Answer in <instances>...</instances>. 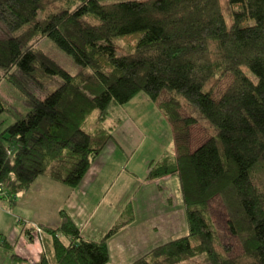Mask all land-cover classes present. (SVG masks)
<instances>
[{
    "label": "trees",
    "instance_id": "16d2710c",
    "mask_svg": "<svg viewBox=\"0 0 264 264\" xmlns=\"http://www.w3.org/2000/svg\"><path fill=\"white\" fill-rule=\"evenodd\" d=\"M0 25L23 33L0 40V82L19 88L29 109L13 113L0 134L7 196L29 191L40 177L79 187L113 139L105 127L110 106L143 93L169 122L175 146V158L152 163L147 180L177 177L189 234L132 264L201 256L204 264H264V0H0ZM44 39L71 56L80 74L36 48ZM53 77L63 83L43 98L26 88V80L43 87ZM6 112L0 99V117ZM195 126L209 138L193 149ZM215 198L242 255L232 257L220 238ZM131 220L96 241L62 214L59 227L41 226L46 251L37 264H108V240ZM26 233L33 241V229ZM0 245L13 248L1 235Z\"/></svg>",
    "mask_w": 264,
    "mask_h": 264
},
{
    "label": "rangeland",
    "instance_id": "374dc122",
    "mask_svg": "<svg viewBox=\"0 0 264 264\" xmlns=\"http://www.w3.org/2000/svg\"><path fill=\"white\" fill-rule=\"evenodd\" d=\"M22 34V31L10 34L7 32L3 25H0V40L17 37ZM122 45H126V42L123 41ZM36 48L41 50L43 54L51 58L54 62H56L72 75H76L78 73L80 74L81 70L74 63L73 58L60 50L51 40H41L37 43ZM2 76L3 72L0 70V77ZM39 77H41V74ZM42 79H44V77ZM46 80H43L45 82V84H43V87H40L35 82H31L30 80H26L25 85L30 93L43 98L46 95L51 94L63 83L62 80L58 77H53L52 79H48L47 81ZM228 85L229 81H226L224 84H222L217 95L222 94L223 90ZM0 99L2 100L7 111L0 117L1 134L9 125L14 122L13 113L18 112L19 114L25 115L27 114L29 109L26 105V95L22 91H20L19 88L14 86L13 83H11L8 79H3L0 82ZM105 127L106 129L113 128V135L117 129V131H122L121 133H123V131L131 133L135 137L136 142L133 147L134 154L130 159L129 157H125L124 154H117V158L112 159L109 169L107 168L102 175L101 183L106 184V189L99 192V198H101L102 195L108 193L107 202L113 203L114 207L111 208V206H107L106 201H104L97 214L99 220H101L105 212H107L106 209H109V211H112L113 213H119L122 211V208L124 206H127L129 204L130 208L127 211L126 217L124 219L127 220L131 217L130 219L132 220L130 223H132L133 220H135L134 218L136 213V209L134 210V203H137V206L139 204L141 205V208L138 207L137 213L140 217V220L143 219L145 215L151 217V215L155 213H158L159 216H164V206H169V202H172V205L174 206L178 202V199L175 197V194L177 192L176 188L178 189V198L183 202L180 191V183L177 177H175L177 186H175L176 181L174 180V182L168 181L163 182L159 185L160 193H163L162 195H160L159 193V196L153 197L149 192L151 187L147 184L149 165H151L152 163L156 164L163 157H171L172 159L175 158V146L173 132L169 122L164 117L162 112L158 109V107L152 101H150L145 94H139L126 106L111 105ZM208 138L209 134L202 126H195L192 128L193 149L198 147ZM159 180H163V178ZM61 187L64 186L61 185ZM125 192L129 193L128 202L126 201L122 203L121 200L124 197ZM32 193L34 192H31L30 194L25 196L24 200H26L23 202L22 207L18 206L12 211L8 209L9 205L4 207V210H2L3 208H0V222L2 223L0 225V230H2V232H5L6 237L10 238L11 233H17V237L21 234L24 239V236L30 238L26 232L28 229H33V241L35 242L28 243V245L21 244L18 248V251L22 254H25L28 260H24L25 257L21 256V258L19 256V258L22 260H16L20 262H17L18 264H37L41 258V254L45 253L46 251V244H44V240L36 234V227L41 228V226L29 224L28 222L32 221L34 217H40L44 216L45 214H49L50 203L48 200H45L47 194L45 195V198L42 199V201L38 202V199L34 198V195H32ZM143 193H146V196L140 197V195H142ZM96 195L97 193L94 196ZM6 202L8 203V201ZM37 203L40 205L38 206ZM37 206L40 207L43 211L36 210ZM210 206L212 219L215 223L221 240L226 245L231 246L233 249L231 256L237 257L239 255H242V245L240 244L238 238L232 236L229 232V228L227 225V213L224 210L220 199L215 198L211 202ZM178 207H180L179 210L176 209L174 211L175 217L171 216V223L173 222V220H175L177 223L176 229H178L177 231L179 235L178 237H175L176 239L187 236L189 234L184 202ZM114 209L116 210L115 212ZM133 211H135V213ZM8 214L9 216H7ZM127 215H129V217ZM166 220L167 218L165 217L159 219L161 231L159 235H164L162 233L168 231L165 224ZM127 226L121 229L120 232L126 229ZM43 232L44 231L42 229V234ZM45 239H47L48 241L50 240V238L48 237H45ZM0 246L2 247V245ZM5 249L9 250L8 248ZM9 252L13 253V248L9 250ZM202 258V256L199 258L197 257L195 260L188 261L183 264H204Z\"/></svg>",
    "mask_w": 264,
    "mask_h": 264
},
{
    "label": "crops",
    "instance_id": "0c3cea01",
    "mask_svg": "<svg viewBox=\"0 0 264 264\" xmlns=\"http://www.w3.org/2000/svg\"><path fill=\"white\" fill-rule=\"evenodd\" d=\"M117 130L113 135V139L107 144L105 149L95 160L87 176L76 189L69 188L63 184L61 185L64 187H61V185H58L60 183L40 177L34 182L29 191L14 198L0 200V208H3L2 210H4V207L9 205L8 209L12 211L18 206L22 207L23 202L26 200H24L25 196L31 192H34L32 195H34V198L38 199V202L42 201L47 194L48 196L46 195L45 200H48L50 203L49 214L34 217L32 221L28 222L29 224L57 228L61 224L62 214H66L80 230L84 238L96 241L101 240L106 232L126 217V213L130 208V205L128 204L129 206H124L122 211L119 213H113L112 211H109V209H106L107 212H105L101 220L97 217L98 211L104 201H106L107 206H111V208L114 207L113 203L107 202L108 193L99 198V192L106 189V184L101 183L103 173L107 168L109 169L112 159L117 158V154H124V156L129 157V159L134 154L133 147L136 142L135 137L131 133L124 131L121 133L122 131L120 132ZM173 180L176 181V178L168 177L158 181L147 180V184L151 186L149 191L150 194L153 197L159 196V185L163 182H174ZM175 186H177V181L175 182ZM176 190L177 192L175 197L178 199V202L174 206L172 205V202H169V206H164V216H159L158 213H155L152 214L151 217L145 215L143 219L140 220L137 213L138 207L141 208V205L139 204L137 206V203H134V210L136 209V213L133 211L135 213V220H133V222L130 223L122 232L108 240V247L110 251V262L108 264H132L138 258L142 257L151 250L176 239L175 237H178V229H176L177 223L175 220L171 223V216L175 217L174 211L176 209L179 210L180 207L178 206L183 204V202L178 198V189L176 188ZM96 193L97 195L94 196ZM128 194L129 193L125 192L124 197L121 200L122 203L126 201L128 202ZM162 194L163 193H160V195ZM141 196L145 197L146 193H143L140 197ZM6 201H8V203ZM39 205L40 204H38V206ZM38 206L36 210L43 211ZM115 211L116 210L114 209V212ZM7 216H9V214ZM127 216L129 217V215ZM164 217L167 218L165 224L168 231L162 233L164 235H159L161 233L159 219ZM1 224L2 223L0 222V225ZM0 235L13 245V253L0 246V264H18L17 262L19 261L12 259V254L18 257L23 256L26 258L25 254L18 251L19 245H28V243L35 242L30 241V238L26 236H24V239L21 234L17 237V233H11L10 238H8L2 230H0ZM25 260L28 259L26 258Z\"/></svg>",
    "mask_w": 264,
    "mask_h": 264
},
{
    "label": "built area",
    "instance_id": "2783aa9c",
    "mask_svg": "<svg viewBox=\"0 0 264 264\" xmlns=\"http://www.w3.org/2000/svg\"><path fill=\"white\" fill-rule=\"evenodd\" d=\"M0 196L4 197L6 199L10 198L9 196H7L6 193H4V190H2L1 188H0ZM36 234L41 237L43 235L42 234V229L39 228V227H36Z\"/></svg>",
    "mask_w": 264,
    "mask_h": 264
}]
</instances>
